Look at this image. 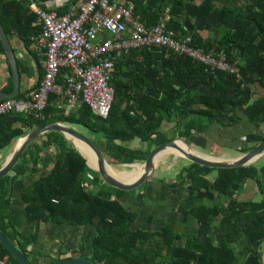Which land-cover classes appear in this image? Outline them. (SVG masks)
<instances>
[{"label":"trees","instance_id":"1","mask_svg":"<svg viewBox=\"0 0 264 264\" xmlns=\"http://www.w3.org/2000/svg\"><path fill=\"white\" fill-rule=\"evenodd\" d=\"M78 1L69 0L54 11L64 14ZM132 1L134 15L146 27L167 10L166 29L173 37L188 36V44L204 52H223L237 68L238 78L222 71L208 72L186 55L165 48L131 50L113 62L114 98L106 119L94 116L85 105L65 115L64 101L51 95L41 118L14 113L0 116V151L26 131L50 123L77 125L98 135L103 154L122 165L144 161L153 134L157 145L173 139L159 133L166 121H175L182 129L176 133L181 138L209 122L223 129L245 125L249 131L244 143L264 141V0ZM28 5L29 0H0V21L6 33L17 35L27 51L39 32ZM184 20L193 25L191 31L184 27ZM201 30L211 32L212 37H201ZM18 68L21 74L19 62ZM8 74L6 93L13 89L11 69ZM257 90L262 94L255 95ZM30 91L20 92L15 99H26ZM253 128L260 131L253 132ZM41 138L39 144L32 141L26 146L12 169L13 176L0 179V230L13 245L16 242L26 259L28 254L17 242L10 220L6 184L25 173L26 163L39 161V153L53 148L45 175L22 191L26 219L89 227L92 235L86 258L94 264H261L264 163L230 169L196 163L183 167L179 178L190 186L175 211L189 216L194 225L178 233L171 227L174 221H166L160 231L150 232L134 227L137 211L128 210L119 200L125 192L109 187V194L100 196L85 189L84 185L93 183L89 177L99 175L62 135L47 132ZM134 141L146 142L147 148H129L127 144ZM250 148L238 150L245 153ZM213 172L215 177L209 180ZM247 181L262 195L260 201L236 199ZM78 251L83 253L82 248ZM0 255L17 264L1 245Z\"/></svg>","mask_w":264,"mask_h":264},{"label":"built area","instance_id":"2","mask_svg":"<svg viewBox=\"0 0 264 264\" xmlns=\"http://www.w3.org/2000/svg\"><path fill=\"white\" fill-rule=\"evenodd\" d=\"M68 1L48 0L42 5L29 0L39 31L34 47L42 55L43 73L26 99L0 101V116L14 113L41 118L54 95L64 101L65 115L85 105L94 116L106 119L114 98L110 84L113 62L131 50L165 48L186 55L208 72L222 71L238 78L237 68L226 61L223 52H204L190 46L188 36L173 37L166 29L167 10L146 27L134 15L132 0H79L57 15L54 10ZM0 264L13 263L0 255Z\"/></svg>","mask_w":264,"mask_h":264},{"label":"rangeland","instance_id":"3","mask_svg":"<svg viewBox=\"0 0 264 264\" xmlns=\"http://www.w3.org/2000/svg\"><path fill=\"white\" fill-rule=\"evenodd\" d=\"M255 93L257 96L262 94L260 90H257ZM69 126H71V128L83 136L92 140V142H94L103 152V144L98 135L92 134L81 126ZM238 127L239 129L237 127L223 129L219 128L218 126L214 127L208 124L207 127L202 128L201 130H197L195 128L192 129L190 131V136L182 139L191 143H187L189 146H192H190L191 148L204 154L212 155L215 158L223 160L236 159L244 154L239 152V148H252L256 145L244 143V136L247 133L248 127L245 125L244 128L240 126ZM168 131L172 132V129L170 128ZM252 131L257 133L260 131V129L253 128ZM171 132L169 133L168 137L174 136V138H181L178 136V134H171ZM41 136L42 135L38 136L33 140V142L39 144L40 140L42 139ZM201 138V144L195 143ZM68 143L74 148V145L71 142ZM15 144H18V140L14 142V145ZM82 145L87 148L83 143ZM53 151V148H49L43 150L41 154L42 156H47L49 159L51 155H53ZM103 156L106 163L115 171L135 170L140 168V166H142L143 169L145 168L143 165L144 161L136 162L131 165H122L117 164L104 154ZM190 163L191 162L184 158V155L180 154L179 152L175 154L167 153L165 156L155 160L153 163V171L149 179H147L137 189L130 192H125L119 198V200L123 202L122 204L124 207L130 208L131 211H137V218L135 222L138 228L141 230L156 231L160 230L162 223L166 221H174V224L171 225L172 229L178 233H185L187 232L188 227L194 225V223L189 222V216H184V219L171 217L173 213L176 212L175 209L177 204L188 192L190 182L183 181L181 178H179V173L183 167L189 165ZM262 163H264V155L259 158L258 161L250 165H260ZM214 177V172L207 176L209 180H213ZM89 178L93 180V183L85 186V188L87 187L86 190L88 192L102 196H107V194H109V187L103 183L100 176H90ZM170 186H177L178 189L171 190L168 188ZM235 197L239 201L252 200L257 202L262 199V195L257 191L252 181H247L245 186L239 190ZM222 200L224 199L222 198ZM262 247L263 243L261 244V253Z\"/></svg>","mask_w":264,"mask_h":264},{"label":"crops","instance_id":"4","mask_svg":"<svg viewBox=\"0 0 264 264\" xmlns=\"http://www.w3.org/2000/svg\"><path fill=\"white\" fill-rule=\"evenodd\" d=\"M199 35L203 38L212 37L211 32H208L206 30L199 31ZM8 37L12 47L14 48L17 62H19L22 65V72L20 74L19 93L30 91L31 89L36 87L38 81L42 76L43 73V69L41 65L42 55L37 50V48L34 47V45L30 47L29 51H27L17 35H8ZM1 46L2 43L0 41V91L4 92L3 88H5L8 84V77H9L8 70L11 69V67L9 64L8 57L4 51V48L2 50ZM136 58L139 60L140 56H136ZM208 124L210 126L216 127L214 124L207 122L205 125L201 127V129L207 127ZM236 127L239 129L238 126ZM170 128L172 129V132L168 131ZM181 130L182 129L176 125L175 121L172 120L169 122L167 121L163 122L159 130V133L161 135L168 136L170 132L171 134H173V133H178ZM151 139L153 140V145L151 147L152 149L155 146H158L157 145L158 137L156 136V134H153L151 136ZM15 141L11 142V144L8 147L0 151V164L17 147L16 144L14 145ZM195 143L201 144L202 138L197 140V142ZM127 146L131 149L140 148L144 150L147 148V143L143 141H134L128 143ZM103 151H104V144H103ZM167 153L175 154L177 152L172 151ZM39 157L40 160L37 162L26 163L25 173L22 176L6 184V187L8 189V198H9L8 210L10 214V220L14 225L15 231L17 232L16 235L17 242L20 243L26 250V253L28 254L27 261L30 264H51L57 260L64 258L86 257V252L88 251V240L92 235V230L89 227L54 225L50 223H43L40 221H29L26 219L25 204L22 201V197H21L22 191L26 187H28L32 182L36 181L41 176L45 175V173L47 172L48 168L51 165V159H50L51 157L48 159L47 156H42L41 153H39ZM211 157L213 156L211 155ZM87 164L89 165L90 168L96 170L94 167L91 166L90 163ZM130 171H144V169L142 168V166H140V168ZM7 176H13V172L11 171ZM168 188L171 190L178 189L177 186H170ZM85 189H87V187ZM127 209L131 211L130 208ZM171 217L172 218L178 217L184 219L183 215H180L176 212L173 213ZM164 224L165 222L162 223L161 227ZM134 227L140 229L136 226V222L134 223ZM160 230H156V231L147 230V231L158 232ZM15 244L16 242H14V245ZM80 248L83 249V253L78 251Z\"/></svg>","mask_w":264,"mask_h":264},{"label":"water","instance_id":"5","mask_svg":"<svg viewBox=\"0 0 264 264\" xmlns=\"http://www.w3.org/2000/svg\"><path fill=\"white\" fill-rule=\"evenodd\" d=\"M183 25L184 27H186L188 31H191L193 28V25L188 20H184ZM0 41L2 43L4 51L9 60V64H10L11 71H12L11 75H12V82H13V89L10 93H4L0 91V101H2L6 99H14L19 94L20 72H19L18 62H17L14 48L11 45L8 34L6 33L1 21H0ZM47 132H57L60 135H62L63 138L67 142H70L64 135V133L68 132L69 134H72L73 136H75L77 139L86 143L91 149L94 150L97 160H98L97 170L90 168L86 162L87 167L97 172V174L100 176L103 183L106 184L108 187H111V188H114V189H117L123 192L133 191L137 189L138 187H140L147 179H149L153 171V162L155 160L154 159L155 156L167 146L176 147L174 141L175 139H177V138H173L165 143H161L158 146H155L154 148H152L150 152L148 153L146 159L144 160L143 165L145 167V174L141 176L135 182L126 184V183L121 182L119 179L113 177L105 170V167H104L105 160H104L103 153L97 147V145L94 142H92V140L88 139L87 137L83 136L79 132L75 131L69 125H65L62 123H50V124H46L42 126L41 128H35V129L28 130L23 136L19 138V140L21 139L22 141L21 144L17 146L14 149V151L6 159H4V161L0 164V179L7 176L12 171L13 167L15 166V164L18 162L21 155L25 151L26 146L30 142H32L34 139H36L38 136L43 135ZM179 139H182V138H179ZM182 140L185 142L184 139ZM185 143L187 144V142ZM78 153L82 155L79 151ZM263 153H264V141L250 148L243 155H241V157H239L238 160H236L235 162H227V161L226 162H220V161L212 162L210 160L202 159L191 153L189 154L183 153V155H184V158L188 159L191 163L208 166L209 168H212V169H230V168H239V167L249 166L250 164H252L251 160L259 157ZM0 245L7 251L8 255L17 264H30L27 261L26 257L9 241V239L2 233L1 230H0ZM51 264H94V263L86 257H72V258L60 259ZM261 264H264V241H263V247H262Z\"/></svg>","mask_w":264,"mask_h":264},{"label":"bare ground","instance_id":"6","mask_svg":"<svg viewBox=\"0 0 264 264\" xmlns=\"http://www.w3.org/2000/svg\"><path fill=\"white\" fill-rule=\"evenodd\" d=\"M64 135L74 145V147L83 155V157L87 160V163H90L91 166L97 170L98 169V160H97V157H96L94 150L91 149L86 143L77 139L72 134H69L68 132H66V133H64ZM21 142H22L21 139L18 140L17 146H19L21 144ZM81 143H83L88 149L85 148ZM174 143H175L176 147H172V146L165 147L160 153H158L155 156L154 159L157 160L160 157L164 156L165 153L172 152V151L179 152L182 155H183V153H187V154L191 153V154L196 155L202 159L210 160L212 162H218V161H220V162H226V161L227 162H235L239 158L238 157L236 159H227V160L214 158V157H211V155L204 154L202 152L194 150L189 145H187L182 139H179V138L175 139ZM263 155H264V153L262 155H260L259 157L251 160V162L254 163V162L258 161L259 158H261ZM155 160H154V162H155ZM104 167H105V170L110 175H112L113 177L119 179L121 182L126 183V184L135 182L136 180H138L141 176H143L145 174V168H144V171H130V170L115 171L106 163V161H105Z\"/></svg>","mask_w":264,"mask_h":264}]
</instances>
